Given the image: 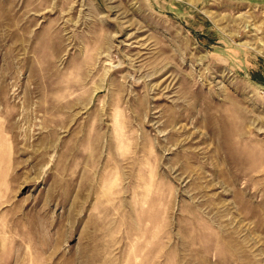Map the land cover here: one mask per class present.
Instances as JSON below:
<instances>
[{"label": "rangeland", "instance_id": "obj_1", "mask_svg": "<svg viewBox=\"0 0 264 264\" xmlns=\"http://www.w3.org/2000/svg\"><path fill=\"white\" fill-rule=\"evenodd\" d=\"M264 0H0V264H264Z\"/></svg>", "mask_w": 264, "mask_h": 264}, {"label": "built area", "instance_id": "obj_2", "mask_svg": "<svg viewBox=\"0 0 264 264\" xmlns=\"http://www.w3.org/2000/svg\"><path fill=\"white\" fill-rule=\"evenodd\" d=\"M263 94H264V91H263Z\"/></svg>", "mask_w": 264, "mask_h": 264}]
</instances>
